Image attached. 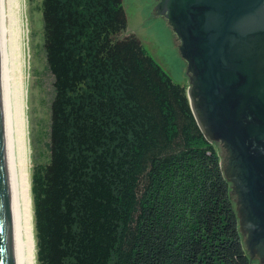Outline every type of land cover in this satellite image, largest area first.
I'll list each match as a JSON object with an SVG mask.
<instances>
[{
    "label": "trees",
    "instance_id": "1",
    "mask_svg": "<svg viewBox=\"0 0 264 264\" xmlns=\"http://www.w3.org/2000/svg\"><path fill=\"white\" fill-rule=\"evenodd\" d=\"M52 77L33 164L37 264H259L215 144L126 32L122 0H41Z\"/></svg>",
    "mask_w": 264,
    "mask_h": 264
},
{
    "label": "water",
    "instance_id": "2",
    "mask_svg": "<svg viewBox=\"0 0 264 264\" xmlns=\"http://www.w3.org/2000/svg\"><path fill=\"white\" fill-rule=\"evenodd\" d=\"M122 1L129 31L188 86L202 134L219 146L244 248L264 264V0ZM0 264H27L8 0H0Z\"/></svg>",
    "mask_w": 264,
    "mask_h": 264
},
{
    "label": "rangeland",
    "instance_id": "3",
    "mask_svg": "<svg viewBox=\"0 0 264 264\" xmlns=\"http://www.w3.org/2000/svg\"><path fill=\"white\" fill-rule=\"evenodd\" d=\"M40 2L41 0H21V18L23 17L22 28L24 30V34L26 35L24 47L25 51L27 50L26 82L28 96L26 114L28 119V138L29 143H31L30 180L33 164L38 161H43L47 158L49 105L53 95L52 77L46 67L45 54L42 46L43 25L40 11ZM126 32L133 34L140 41L146 53L160 65V67L171 77L175 83H177L169 73L168 68L151 51V49L147 47L135 33L129 31L128 24ZM180 85L187 87L185 83H180Z\"/></svg>",
    "mask_w": 264,
    "mask_h": 264
},
{
    "label": "bare ground",
    "instance_id": "4",
    "mask_svg": "<svg viewBox=\"0 0 264 264\" xmlns=\"http://www.w3.org/2000/svg\"><path fill=\"white\" fill-rule=\"evenodd\" d=\"M25 4V3H24ZM25 11V9H24ZM21 0H8V28L12 68V81L14 93L18 158L25 230V243L27 264H37L36 240L34 233V219L31 198L30 180V144L28 138L27 82L26 64L27 57L24 47L26 35L22 28ZM27 22V21H26ZM28 38V37H27ZM26 43V42H25ZM29 61V59H28ZM30 63V62H29ZM32 149V148H31Z\"/></svg>",
    "mask_w": 264,
    "mask_h": 264
},
{
    "label": "flooded vegetation",
    "instance_id": "5",
    "mask_svg": "<svg viewBox=\"0 0 264 264\" xmlns=\"http://www.w3.org/2000/svg\"><path fill=\"white\" fill-rule=\"evenodd\" d=\"M165 25V24H164ZM165 27H166V25H165ZM167 28V27H166ZM167 30H168V28H167ZM169 31V30H168ZM169 34L171 35V32L169 31ZM172 37V36H171ZM179 58V60L181 61V64L183 65V68H184V71H185V76H186V63L185 62H183L181 59H180V57H178ZM186 79H187V81H188V78H187V76H186ZM188 87V86H187ZM186 87V88H187ZM213 144H215V146H216V149H217V151L219 152V146H218V144L217 143H213Z\"/></svg>",
    "mask_w": 264,
    "mask_h": 264
}]
</instances>
